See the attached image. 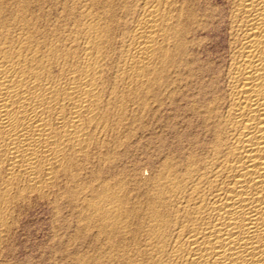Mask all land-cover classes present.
I'll return each mask as SVG.
<instances>
[{"label":"bare ground","instance_id":"1","mask_svg":"<svg viewBox=\"0 0 264 264\" xmlns=\"http://www.w3.org/2000/svg\"><path fill=\"white\" fill-rule=\"evenodd\" d=\"M84 1L79 14L65 5L63 32L49 2L0 0V243L31 196L64 194L81 232L95 229L72 264H264V0H224L228 59L199 75L191 38L212 23L199 2L96 0L94 14ZM206 73L189 110L208 141L164 156L131 201L137 179L94 160L114 170L135 123L176 103L182 75L191 86Z\"/></svg>","mask_w":264,"mask_h":264},{"label":"rangeland","instance_id":"2","mask_svg":"<svg viewBox=\"0 0 264 264\" xmlns=\"http://www.w3.org/2000/svg\"><path fill=\"white\" fill-rule=\"evenodd\" d=\"M59 1L61 0H58V3L55 2V0L54 1L45 0L46 3L47 2L49 3L46 4L47 7L45 5L46 8L44 9V14H48V16L44 15V18L45 19L46 17L49 18L51 11H53L54 15L56 13L62 12L61 14H64V15L57 17V16H54L52 13L50 15V18L46 20H48V22L51 24L53 23L57 24V26H59L60 30L61 31L63 30V32L68 29L67 31H65V32H68L71 29V27L73 28L74 24H73V20L72 19L70 20L68 17L67 18L69 22L70 21L71 22L67 24L68 20L65 17L66 13L63 12L66 7L65 5H67V7H72L73 5L78 6V7H75L74 10H77V13L79 14L80 10L84 9L86 4L84 0L82 1L76 0L77 3L75 2V0H73L74 2L72 0H69V2L62 0L61 2L63 3ZM94 2L89 7L91 6L93 7V9L91 7V10L95 14V11H97L98 9L102 10V8L101 9L97 8V6L95 5L96 0ZM198 2H199V7L198 6L196 7L197 9L200 8L198 9L199 12L208 13L206 12L208 9L209 14L210 12L212 13L210 14L211 20L209 21V23L210 22L212 23L208 24L207 31L206 29L204 31H200L194 37L191 38L192 40H194V42L191 43L192 50L194 49L193 50L194 60H193L192 65L194 66L193 67L194 70H196L195 72L199 75V72L202 70H208V69L210 70L214 68L215 71H217L223 68L225 66V63L227 62V59H228L227 48H228L229 34H228V28L226 24L228 23L227 14H228L229 8L224 0H198V1L195 0V3H197V5H198ZM68 3L69 5L71 3L73 4H71L72 6L71 5L69 6ZM80 4L84 7L82 8ZM93 4L95 5L96 8L94 7ZM49 5L53 7L51 8V10H50ZM61 5L64 6L63 9ZM200 6H202L203 8ZM54 7L55 9L57 7L58 8L55 10ZM99 10L97 11L98 13L101 12ZM48 11L50 13H47ZM97 12L96 14H98ZM52 15L57 20L54 17H52ZM223 16L225 17L226 20L224 19ZM61 19L65 20L67 23L64 21L65 24H63L62 23L63 20ZM58 22L59 23L61 22L60 25ZM71 24H73V26ZM64 25H66V27ZM61 27H63V29ZM64 28L66 29L64 30ZM194 38L195 39L197 38V39L195 40ZM183 56L184 55L181 54L179 58V63H181L184 60ZM169 71H168V74L172 76L175 75V74L174 75L171 74V72ZM206 74H205L206 76L201 77V79L197 77V80L191 83L192 84L191 86L186 85L183 75L182 77L180 76L181 85L179 84L180 83L179 82L178 83L179 89L177 88V93L179 95L176 93V95H178L177 97H175L178 99V100L176 99L177 100L176 103L174 105H168V103L167 104L165 103L161 107H159V110L156 111L155 114L152 115L153 117L150 116L151 114L147 112V114L146 113L144 114L145 117H143V120L144 119L145 120L143 122L141 121V122L135 123L133 127L134 129H132L133 132L129 136L128 141H127V138L125 137L126 141L124 145L122 147H119L118 149L120 150L119 152L121 155H119L118 157V160H117L118 162L115 164V167L113 168L114 170L111 169L112 170L111 171L108 168V163L102 165L103 162L98 163L99 161H97V159L94 158L96 159L94 160V163L96 162L97 165L100 164L98 165L99 167L103 166V170H104L103 173L105 175H109L110 172L112 173L114 172L118 174L120 172L122 173L123 171V174L128 177V180L133 181V179H137L133 181L134 183L129 182V186L131 187V188L129 187V191H131L132 193V191L135 190L133 194H131L132 196H130L131 201H134L133 198L136 197L138 193L137 192L135 194V192L138 191V189L134 188V187H137L138 181L141 180V182L144 183V182L149 181L154 175H156V172H158L161 166V163L164 161V158L166 157V155L174 151L177 153L183 152L184 150H186L187 147H202L203 145L202 143L205 141H208L210 134L207 133L205 130H203V128L201 127L199 117L196 114L194 115V113H191V111L189 110L190 104H191L190 101L192 100L191 98L193 96L196 98L197 93L199 92V88L205 85L207 86L209 83L210 76L208 75V73ZM182 83H185V84H182ZM181 87L182 88L184 87L183 90ZM170 90L173 91L172 88H170ZM170 90H168L166 94L169 95L171 93ZM179 91L183 95H180ZM185 92H187L186 95H185ZM180 96H183V97H180ZM173 106L174 107L176 106L175 107L176 109ZM138 123L141 125L143 123V125L141 126ZM136 125L139 127H137ZM123 129L124 128L122 127L121 130L116 131L117 132L116 134L113 133L111 139H113L114 137H115L114 139L119 137L118 139L121 140L120 138L122 136H123L122 139H124V136L126 133H123V132H126L125 131L126 128L124 130ZM119 133L121 134V136ZM191 144L192 146H190ZM104 148L102 149L103 151L104 150L108 151L107 148L110 149L109 147H104ZM96 163L94 164L95 166H96ZM95 168L91 167L92 170L89 169L87 170V172H85L86 170L83 171L84 174L83 175L81 174L82 179L89 180V178L92 177L91 176L93 175L92 171L95 170ZM90 170L91 172H89ZM130 170L131 172H128ZM86 174H89V175H86ZM130 175L133 178V179L131 178L132 180L129 178ZM97 181H95L96 184L95 183L94 184L96 186L98 185L97 187H99L100 181L99 180ZM130 189H133V190H130ZM65 196L67 195L63 194V197H61V201L59 202L58 206L57 204L55 205L51 203L50 200L46 198L40 199L36 196H31L32 198L22 203L15 210L12 225L6 234L7 237H5V239L0 243V264H72L73 260L76 257L80 256L82 252H86L85 254L89 252L92 253V251H90L89 249L92 250L93 242H92L91 237H93L92 233L95 232V229H93L92 227V228H89V229H92L91 230L92 232H90V230L85 231L86 229L85 230L83 229L84 231H82L85 233L81 232L84 223H86L84 222V220L81 219L82 218L81 214L80 213L78 214V211H79L78 207H80L81 204L78 201V205L80 204L79 206L77 204L73 205L75 200L72 201L71 200L72 198L70 196H67L68 198H64ZM65 199L66 200L70 199V200L66 201ZM54 206L55 207L57 206V208H55ZM73 206H75L74 207L75 209L72 208ZM69 209L71 210L69 211ZM78 219L82 221H79ZM77 230L80 231L79 234ZM85 236H87V238ZM87 247L89 248L87 250L89 252L86 251ZM77 251L78 252L80 251L79 252L80 254H78ZM69 256L71 257L70 260L72 261L69 260Z\"/></svg>","mask_w":264,"mask_h":264}]
</instances>
